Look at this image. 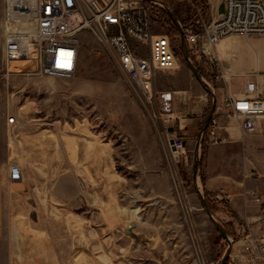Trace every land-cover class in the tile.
<instances>
[{"label": "rangeland", "instance_id": "rangeland-1", "mask_svg": "<svg viewBox=\"0 0 264 264\" xmlns=\"http://www.w3.org/2000/svg\"><path fill=\"white\" fill-rule=\"evenodd\" d=\"M163 2L154 29L171 34L181 61L159 71L155 87L158 107L177 116L171 129L186 140L179 153L91 31L72 76L8 71L23 61L7 65L0 0V264H241L243 226L218 212L229 211L225 198L204 188L202 153L225 88L208 57L183 46L180 25L200 30L225 0ZM236 36L246 50L247 36Z\"/></svg>", "mask_w": 264, "mask_h": 264}, {"label": "built area", "instance_id": "built-area-1", "mask_svg": "<svg viewBox=\"0 0 264 264\" xmlns=\"http://www.w3.org/2000/svg\"><path fill=\"white\" fill-rule=\"evenodd\" d=\"M157 5H164L163 0H4L7 65L13 60L23 61L18 68L7 69L72 76L78 68L83 33L91 31L111 48L115 62L167 135V147L183 152L185 138L171 129L177 116L158 107L155 87L158 72L177 68L181 59L179 45L171 34L154 29ZM180 25L188 51L206 55L210 66L217 68L216 77L222 79L224 70L215 46L231 34H264V0H225V10L212 21L203 22L200 30L191 24L180 22ZM188 58L191 60L189 55ZM250 75L239 95L225 98L244 133L254 132L258 118L264 115V70L256 68ZM15 119L10 116L8 121ZM217 127L214 116L209 122L212 139L226 140L227 136L219 134ZM11 178H22L19 165L11 167ZM220 192L222 197L229 196L224 187ZM256 199L262 200V196L256 195ZM239 258L241 264H264V234L256 236L248 226L243 231Z\"/></svg>", "mask_w": 264, "mask_h": 264}, {"label": "crops", "instance_id": "crops-1", "mask_svg": "<svg viewBox=\"0 0 264 264\" xmlns=\"http://www.w3.org/2000/svg\"><path fill=\"white\" fill-rule=\"evenodd\" d=\"M247 38L249 46L246 50L239 47L236 34L224 37L215 46L224 70V78L220 79L225 88L222 92H226L218 94V98L222 96L224 102L230 94L239 95L238 90H232L233 82L244 86L247 78L252 76L250 72L256 68L264 70V36L254 40L251 36ZM186 90L192 91L188 87ZM221 106L224 111L216 117L217 130L227 139L210 141L205 150L204 188L215 201H221L225 197L220 188L224 187L229 192L225 198L229 211L220 208L218 212L234 219L239 229L243 226L245 230L249 226L258 236L264 234V219H261L264 208V115L258 118L254 132L244 133L239 118L232 114L226 102ZM218 110L219 106L215 113ZM256 195H261L262 200H257Z\"/></svg>", "mask_w": 264, "mask_h": 264}, {"label": "water", "instance_id": "water-1", "mask_svg": "<svg viewBox=\"0 0 264 264\" xmlns=\"http://www.w3.org/2000/svg\"><path fill=\"white\" fill-rule=\"evenodd\" d=\"M171 14H172V16H173L174 18H177V17L175 16V14H174L172 11H171ZM181 40H182V44L184 45V44H185L184 39L181 38ZM214 103H215V102H214ZM214 107H215V104H214L213 108H214ZM172 128H173V127H172ZM196 164H197V163H196ZM206 208H207L208 213H209L210 216L212 217V219L215 221V223H216L218 226H220V224H219L217 218L215 217V215L213 214V212L211 211V209H210L209 207H207V206H206Z\"/></svg>", "mask_w": 264, "mask_h": 264}, {"label": "trees", "instance_id": "trees-1", "mask_svg": "<svg viewBox=\"0 0 264 264\" xmlns=\"http://www.w3.org/2000/svg\"><path fill=\"white\" fill-rule=\"evenodd\" d=\"M205 150H206V149L203 150V153H202V154H205Z\"/></svg>", "mask_w": 264, "mask_h": 264}]
</instances>
